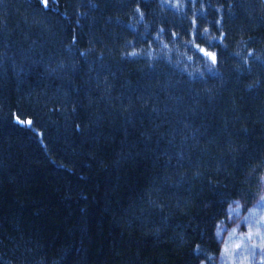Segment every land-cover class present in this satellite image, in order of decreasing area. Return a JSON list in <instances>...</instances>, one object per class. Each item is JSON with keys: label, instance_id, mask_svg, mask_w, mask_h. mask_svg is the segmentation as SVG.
<instances>
[{"label": "trees", "instance_id": "1", "mask_svg": "<svg viewBox=\"0 0 264 264\" xmlns=\"http://www.w3.org/2000/svg\"><path fill=\"white\" fill-rule=\"evenodd\" d=\"M262 180V0H0V264H215Z\"/></svg>", "mask_w": 264, "mask_h": 264}, {"label": "rangeland", "instance_id": "2", "mask_svg": "<svg viewBox=\"0 0 264 264\" xmlns=\"http://www.w3.org/2000/svg\"><path fill=\"white\" fill-rule=\"evenodd\" d=\"M261 196H264V180L261 181L260 189L256 197L248 204L244 203L243 201L239 200L242 208V214L247 215L248 210L254 209L257 201L260 200ZM231 206H234L232 203ZM229 207L226 210V217L224 222L217 225L220 226L223 231L220 233V238L217 237V227L215 229V237L219 243V251L215 259V264H264V255H261L262 250L264 248L260 247L261 243V236H264V226H261L260 232L261 236H253L252 239H248L247 233L249 231L248 225L239 222L240 227H237L238 221L235 218L229 219L228 216ZM259 217V210H257V218ZM236 228V233L232 236L231 240L229 241V234L232 232V229ZM255 232V228L252 229ZM225 241H229V253L224 254L225 248ZM240 244L239 248H236L235 245ZM255 245L256 255L252 256L249 254L248 249ZM222 254L223 258H222ZM247 257V259H245Z\"/></svg>", "mask_w": 264, "mask_h": 264}, {"label": "snow or ice", "instance_id": "3", "mask_svg": "<svg viewBox=\"0 0 264 264\" xmlns=\"http://www.w3.org/2000/svg\"><path fill=\"white\" fill-rule=\"evenodd\" d=\"M42 2L45 5H47L48 0H42ZM192 31L193 33H197L198 29L196 27H193ZM175 35L176 34L174 33L173 36L175 37ZM164 47L167 48V45L165 44ZM199 51L203 53L205 56L209 57L213 65L217 62V57L212 52L206 51V49L204 48H200ZM132 55H135V53H132ZM249 55H251V53ZM208 70L210 72L212 71L211 66H208ZM233 204L234 206L231 205L229 206V210H228L229 219L235 218V220L238 221L237 227H240L239 222H243L248 225L249 228V231L247 233L248 239L251 240L253 236H261L260 228L261 226H264V196H261L260 200L257 201V204L254 209L248 210L247 215L242 214V208L239 201H234ZM257 210H259L258 218H257ZM253 227L255 228V232L252 231ZM221 231H223V229L220 226H218L217 227L218 238H220ZM235 233H236V228H233L232 232L229 234V241L231 240L232 236L235 235ZM229 241L224 242L226 245L224 248V254H228L230 256ZM261 243H264V236H261ZM235 247L239 248L240 244H236ZM255 249H256L255 245H253L251 249H248L249 254L255 256L256 255ZM224 254H222V258ZM261 255H264V250H262ZM245 259H247V257H245Z\"/></svg>", "mask_w": 264, "mask_h": 264}, {"label": "clouds", "instance_id": "4", "mask_svg": "<svg viewBox=\"0 0 264 264\" xmlns=\"http://www.w3.org/2000/svg\"><path fill=\"white\" fill-rule=\"evenodd\" d=\"M260 247L264 248V243H262V244L260 245ZM262 259H264V258H262Z\"/></svg>", "mask_w": 264, "mask_h": 264}, {"label": "water", "instance_id": "5", "mask_svg": "<svg viewBox=\"0 0 264 264\" xmlns=\"http://www.w3.org/2000/svg\"><path fill=\"white\" fill-rule=\"evenodd\" d=\"M263 1V3H264V0H262Z\"/></svg>", "mask_w": 264, "mask_h": 264}]
</instances>
